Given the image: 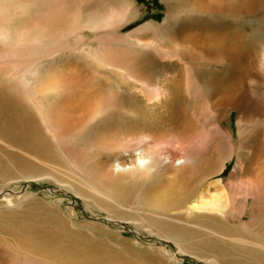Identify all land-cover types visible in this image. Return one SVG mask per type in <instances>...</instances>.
<instances>
[{"label": "rangeland", "instance_id": "374dc122", "mask_svg": "<svg viewBox=\"0 0 264 264\" xmlns=\"http://www.w3.org/2000/svg\"><path fill=\"white\" fill-rule=\"evenodd\" d=\"M169 1L0 0V33H8L0 40V88L18 103L20 115L27 113L36 122L48 148L45 164L0 138V264H15V258L6 257L12 252L25 255L23 264H264V201L258 196L239 197L233 185L257 182L263 168L264 87L259 83L252 90L243 132L234 112L225 117V111L217 107L215 112L210 105L214 93L202 82L219 81L216 69L182 58L211 57V51L217 50L212 47L207 53L204 48L210 49L222 25L229 23L235 27L231 31L249 35L244 42L262 61L264 40L259 41L263 35L258 31L264 30L262 7L258 4L246 15L220 18L206 10L189 13L188 8L168 5ZM203 1L208 6L214 2ZM215 18L221 22L219 27L212 24ZM245 22L250 27L245 28ZM165 77L167 88L162 82ZM200 85L201 91L191 89ZM146 86L169 90L172 99L180 100L188 131L197 129L204 138L198 159L186 164L199 175L208 172V159L214 169H221L212 181L222 183L216 191L225 186L231 201L232 213L223 219L205 215L193 222L178 217L177 198L168 203L135 199L148 187L183 181L182 169L166 163V151L171 150L167 145L161 151L162 162L157 147L152 151L156 163H144L153 171L146 184L133 182L117 168V162H129L126 151L116 148L128 135L123 129L146 116L162 115L160 107L144 105ZM61 88L101 89V110L115 100L123 111L96 127L86 123L80 133L78 128H55L54 106L50 102L44 106L41 95ZM148 102V106H161L162 101ZM175 102L170 100L171 105ZM91 117L85 120L90 123ZM102 124L109 129L97 134ZM173 124L164 125L161 140L181 132L177 122ZM110 134L116 139L108 143ZM105 162L110 165L102 167Z\"/></svg>", "mask_w": 264, "mask_h": 264}, {"label": "bare ground", "instance_id": "6f19581e", "mask_svg": "<svg viewBox=\"0 0 264 264\" xmlns=\"http://www.w3.org/2000/svg\"><path fill=\"white\" fill-rule=\"evenodd\" d=\"M202 2L204 1L177 0L176 2L171 0L169 1L168 5L181 6L184 9L188 8L189 13L194 12V14L195 13L202 14L204 13V10H206L205 13H213L216 17L223 18L224 16H228V15L231 16L246 15L250 12H253L256 8H258L256 6L260 4L263 10V18H264V0H214L213 4L209 6L207 5L206 2H204L203 5ZM218 22L219 20L216 19L213 20L212 24L215 25L216 27H219L217 25L221 24V22L219 23ZM244 24H245L244 26L245 28L250 27L247 22H245ZM222 26L224 27V29L217 34L215 33L216 34L215 36L213 35L214 40L212 39L213 40L212 44H209L211 45L210 46L211 48L210 49L204 48V50H206L207 53L211 51L212 47L214 50H217V52L211 51L213 53L211 57H182V58L184 60L188 59L191 61L200 62V65L202 67H206V69H209L211 67H214L216 69L215 73L218 76L219 81L209 80L210 82H207L206 81L207 79L205 78L206 82H202L203 86H206L208 90H211L214 93L210 105L215 112L217 111L216 110L217 107L220 108V110L225 111V117H227L229 113L234 112L238 118L237 124L240 125L241 128H243V132H244L245 129L247 128V123L249 122V120H247V117L250 113V109L252 108L251 106L252 90L254 92L256 89V85L259 83H261V85L264 87V70H263L264 57H262V61L260 62L259 60H257L256 57H253L254 49L252 45L249 42H247L249 41V35L231 31V30H235V27H233L229 23H227V25L224 24ZM258 31L261 33L260 37H262L261 35H263L261 39L259 38L260 39L259 41L263 42L264 30L259 28ZM232 32H233V36H231L230 34ZM7 34L6 32L1 31L0 40H4ZM228 37H229L228 41L222 44V40ZM244 38H246L247 40L246 42H244ZM259 41L257 40V42ZM262 44L260 43V45ZM225 50H228L230 52L225 53L224 52ZM234 55H236V57H234ZM261 68H263L262 69L263 71L260 73L259 70ZM211 74L213 73H209V75ZM261 77H263L262 82H261ZM184 79L186 78L184 77ZM203 79L204 77L201 80ZM132 80H135L140 83L142 82L140 79H136V78H132L131 81ZM168 80L169 78L165 77L162 81L164 82V87L166 88L168 87L167 85ZM20 81L21 83H24L22 82L21 79ZM184 83L186 82L184 81ZM202 85H200V87L192 86L191 89L201 91L200 89L202 88L201 87ZM88 88H84V90L82 89L69 90L67 88H61L60 90H51L50 93L48 91H45V93L41 95V101L42 103H44V106L45 103L48 102H50L54 106L52 116L54 118L55 123L53 127L56 128L57 126H60L65 131H75L78 128L76 132L80 133L82 131L81 127H83L86 123H88L90 126L94 125L96 127L101 125V120H104V124H105V120L108 119L109 116H112L115 113H119L123 111V107L120 101H115L113 99H112L113 104L111 106H106L103 110H101V108L103 107L102 102L99 101V97L101 96V89H93V88L88 89ZM184 88L185 91H187L188 89L187 84H185ZM146 90L147 91L145 92L147 95L146 97L143 96L142 99L144 105L146 107H160L161 108L160 114L162 115L155 117V119H153L154 117L146 116L148 120L145 117L144 119H142V121H139L137 124H134L133 127L130 128V125H128V127L123 129L125 130V134L128 135L125 136L119 143H116L117 145L116 148L126 151L129 162L128 161H127L128 163L117 162V168H119L121 174L129 176L133 182L142 181L146 184L147 179L151 176L153 171L150 170L147 165L144 167V163L146 161L149 165L156 163L152 151L154 148L157 147H159L158 149L160 151V154L157 156V159H160V161L162 162L164 159L162 158L161 151L162 149H166L165 146L167 145L170 147L171 150L166 151L169 154L168 157L166 158L167 162L166 161L165 162L166 163L169 162L170 167H176L182 169L183 181L181 182H179L178 180L170 181V182H165L161 185L155 183L159 186H156L153 190H150L149 187L148 189L144 188L145 191L140 195L141 197L135 196V199H139V201H141L140 198L145 197L154 201H158L160 203H168L176 198L180 199V203L176 211L178 213L176 214H181V215L180 216L171 215V218H176L177 216L184 217L188 221L192 220L193 222L194 220L196 221L198 220V216L218 215V217L223 219L226 215H228L229 211H230L229 214H231L232 213L231 212L232 207L230 208L231 201L230 199L226 198L227 194L224 191L225 186L224 187L222 186L223 188L220 187L218 191H216L215 189L216 185L219 184L220 181L219 180L212 181V177L216 173H219L221 169L220 168L214 169L213 168L214 163H209L213 161L211 159H208V172L205 170L202 174L199 175L196 173L197 170L195 172V169L189 168L190 166L186 164V162L188 161L191 163L198 159L197 158L199 156L198 152L201 151V149H203L204 147V138L197 133V129L193 133L188 131L191 128H189V126L185 125L184 123L185 122L183 120L184 114L180 106L181 103H179L180 100H178L175 97L176 102L175 104L171 105L170 100L174 101L175 99L173 98L174 99L173 100L172 96L171 97L169 96V90L167 89L164 90L163 92H160L162 90V86L161 88L157 86L156 87L146 86ZM7 95H10L9 92ZM7 95L4 94L3 88H0V138L8 142L13 147H18L21 150L24 149L29 155L34 157V159L35 158L38 159L37 161L40 160L39 162H41L42 160L43 162H46L45 164H47V156H48L47 140L45 139L44 136H42L39 133V129L36 122H34V120L31 119L27 113H25L24 116L20 115V113L18 112L19 109L18 103L13 98L8 97ZM159 98L162 101L161 106L159 105L148 106L146 104V102L150 101L151 99H159ZM203 98L205 99V97ZM88 116H92L90 118V123L85 120ZM27 118L31 119L32 121L28 122ZM168 121L171 124L177 122L179 129L181 128L180 129L181 132L178 135L176 134V136H170L165 140H161V137L159 136L163 135L162 131L165 129L164 125L169 123ZM104 124H102L103 128L99 129L97 127V131H96L97 134L100 130H103L102 132H105V130L108 128V127H104L105 126ZM52 130L53 128L51 129V131ZM241 131L242 130H240V132ZM172 134L173 133L171 132V135ZM119 135L121 137V134ZM186 136L187 138L185 139ZM110 139H112V141L116 139L115 135L110 134L108 136V140L106 141L110 143ZM172 142H174L173 148L171 145ZM205 145H207V142ZM262 146L264 150V141ZM136 150H138L137 153H135ZM257 156L258 155H256V157ZM262 158L263 156L261 157V159ZM262 163L263 161L261 162V164ZM108 165H110V163L105 162L102 164V167L103 166L108 167ZM262 165L263 168L262 170L260 169L261 171L257 175V182L253 183V182L240 181L238 182V184L233 182L234 187L239 191V197L242 196V198L247 199L249 198L247 195H250L252 196L253 199H255L256 196H258V198L264 201V195H260L259 193V191H264V164ZM216 166L218 165L216 164ZM143 167H144L143 170H139V171L137 170V168H143ZM211 169H213L212 172H210ZM162 174L164 175L165 173ZM167 177L168 176L164 177V179ZM150 184H152L150 186L154 185V183H150ZM103 221L107 223L110 222L106 220ZM24 247L25 244L23 243V249ZM24 252H30V251L25 250ZM23 255L24 254L18 252H12L10 255L6 257L15 258L16 260L15 264L18 261L22 262L18 264H23V258L21 257ZM26 259L27 258H25L24 260L26 261ZM25 261L24 263H27Z\"/></svg>", "mask_w": 264, "mask_h": 264}]
</instances>
